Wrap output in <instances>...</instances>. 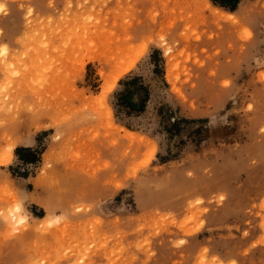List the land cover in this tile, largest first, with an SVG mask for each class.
<instances>
[{"label": "rangeland", "instance_id": "374dc122", "mask_svg": "<svg viewBox=\"0 0 264 264\" xmlns=\"http://www.w3.org/2000/svg\"><path fill=\"white\" fill-rule=\"evenodd\" d=\"M209 1L0 0V264H264V0Z\"/></svg>", "mask_w": 264, "mask_h": 264}, {"label": "trees", "instance_id": "16d2710c", "mask_svg": "<svg viewBox=\"0 0 264 264\" xmlns=\"http://www.w3.org/2000/svg\"><path fill=\"white\" fill-rule=\"evenodd\" d=\"M215 5H218L220 7H224L230 11H235L237 9V7L239 6L241 0H211ZM137 81V78L132 79L131 81H127L125 83V85H131V84H135ZM142 89H144V87H141ZM125 95V94H122ZM126 96V95H125ZM125 96H123L122 98H125ZM124 99L119 98V104H125ZM128 104V103H127ZM126 104V105H127ZM133 107H138V108H144L145 105V101L142 102V104L140 105H136L134 103H130ZM130 105V106H131Z\"/></svg>", "mask_w": 264, "mask_h": 264}, {"label": "bare ground", "instance_id": "6f19581e", "mask_svg": "<svg viewBox=\"0 0 264 264\" xmlns=\"http://www.w3.org/2000/svg\"><path fill=\"white\" fill-rule=\"evenodd\" d=\"M209 4H211V5H214L211 1H209ZM193 6H194V4H193ZM197 8V7H196ZM195 8V9H196ZM198 9V8H197ZM190 11V10H189ZM192 11V10H191ZM198 11V10H197ZM188 14V13H187ZM193 15V14H192ZM188 17H189V15H187ZM190 18V17H189Z\"/></svg>", "mask_w": 264, "mask_h": 264}]
</instances>
